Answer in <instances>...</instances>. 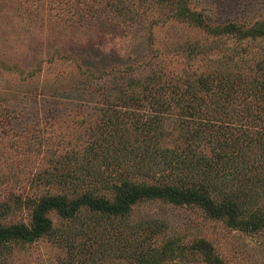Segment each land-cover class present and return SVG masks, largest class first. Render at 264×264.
Masks as SVG:
<instances>
[{"label": "rangeland", "instance_id": "rangeland-1", "mask_svg": "<svg viewBox=\"0 0 264 264\" xmlns=\"http://www.w3.org/2000/svg\"><path fill=\"white\" fill-rule=\"evenodd\" d=\"M189 1L210 23H254L264 18V0ZM117 2L0 0L2 223L28 222V199L60 191L46 183L57 168L73 173L79 184L84 179L87 185L98 169L112 171L103 162L104 154L94 156L90 148L105 144V132L114 133L111 126L101 125L107 118L102 107L109 97L121 94L129 81L152 69L182 80L214 73L221 70L228 50L236 58L231 66L264 64V40L242 45L230 38L207 36L196 26L172 18L171 9L156 0H143L138 8H134L137 2L126 0L128 8L134 9L123 14L116 9ZM196 45L217 49L208 57L195 56L188 48ZM128 128L133 143L139 144L141 137L133 126ZM162 131L161 151L181 152L186 147L178 117L167 115ZM202 146L197 150L210 157L207 142ZM258 150H252V159ZM62 187L66 192L75 190L70 184ZM89 216L85 211L78 219L65 221L51 214L55 228L51 236L3 249L0 264H130L108 227L92 226ZM145 222L161 226L158 245L171 236L204 238L226 264H264V234L232 230L198 210L152 201L137 206L123 221L133 230Z\"/></svg>", "mask_w": 264, "mask_h": 264}, {"label": "trees", "instance_id": "trees-1", "mask_svg": "<svg viewBox=\"0 0 264 264\" xmlns=\"http://www.w3.org/2000/svg\"><path fill=\"white\" fill-rule=\"evenodd\" d=\"M117 1L115 7L123 14L143 0H134L133 9L126 0ZM156 1L171 9L172 18L196 26L207 36L230 38L242 45L264 40V18L254 23H210L191 8L189 0ZM216 49L196 45L188 51L208 57ZM232 53L224 51L225 63L221 60V70L214 73L182 80L152 69L126 83L118 96L109 97L102 107L107 118L101 125L111 126L114 133L103 132L105 144L96 143L90 152L104 154L103 162L112 171L98 169L87 185L84 179L79 184L73 173L57 168L46 183L60 191L28 199V222L7 225L1 222L5 214L0 215V251L51 236L55 230L51 214L72 221L86 211L91 225L108 227L130 264H226L204 238L171 236L161 246L156 243L160 225L145 222L127 229L123 221L137 206L152 201L198 210L247 235L264 234V64L231 66L236 60ZM167 115L182 123V141L187 145L181 152L159 149ZM129 125L141 137L139 144L133 143ZM205 142L211 148L210 157L197 150ZM253 149H259L254 159ZM67 184L75 190L66 192L62 185Z\"/></svg>", "mask_w": 264, "mask_h": 264}]
</instances>
